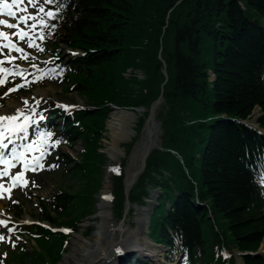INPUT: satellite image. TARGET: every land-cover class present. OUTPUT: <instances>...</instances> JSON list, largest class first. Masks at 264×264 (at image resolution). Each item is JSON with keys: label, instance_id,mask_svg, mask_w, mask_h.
Listing matches in <instances>:
<instances>
[{"label": "trees", "instance_id": "trees-1", "mask_svg": "<svg viewBox=\"0 0 264 264\" xmlns=\"http://www.w3.org/2000/svg\"><path fill=\"white\" fill-rule=\"evenodd\" d=\"M67 3L70 16L60 40L85 53L74 62L76 72L68 89L78 91L99 109L81 113V128L70 127L85 148L71 168L79 189L65 194L63 201L48 204L46 209L54 214L47 213L46 218L54 224L74 225L93 213L107 161L100 152L110 112L105 104L124 109L150 107L166 81L165 61L169 79L164 95L170 106L161 115L165 150L149 158L130 200L141 203L146 181L155 182L154 173L169 172L171 178L163 180V191L167 197L175 189L182 194L175 199L174 213L161 215L166 225L183 233L188 247L208 250L206 242L202 243L208 209L192 203L197 188L200 201L216 216L218 236L242 253L258 251L264 240V202L254 185L250 161L261 149L256 147L255 134L229 119L245 120L259 108L258 123L264 128V0ZM128 68L142 71L145 79L124 78L122 73ZM209 72L215 74V82L209 81ZM221 116L229 119L219 120ZM113 185L121 216L126 203L124 176L113 177ZM40 233L41 259L27 255L35 259L30 264L57 263L65 237ZM245 262L264 264L263 259L252 257Z\"/></svg>", "mask_w": 264, "mask_h": 264}, {"label": "bare ground", "instance_id": "bare-ground-1", "mask_svg": "<svg viewBox=\"0 0 264 264\" xmlns=\"http://www.w3.org/2000/svg\"><path fill=\"white\" fill-rule=\"evenodd\" d=\"M10 107L11 103H9L6 108H1L0 117H8L7 114L10 113ZM139 117L140 115H137L135 112L126 110H116L112 113V117L107 124V131H109L111 135L108 148L110 157L118 159L122 154L120 150L121 144L128 140H132L131 138L135 135L134 127ZM152 133L156 141L159 137L158 124L154 126L152 124L146 125L143 131V138L134 150L132 162L127 169L126 184H130L134 179H138L140 176L141 158L149 149L151 141L150 136ZM110 179L111 175L107 176V191L103 194L98 205V213L95 219L98 220L99 225L95 226L96 233L94 235V241L86 245L82 244L81 247L77 246L74 248V255L67 257L70 264H115V260H112V257L115 256L116 250L122 247L123 251H128L131 244H138L142 249L145 247L148 249L147 251L151 253H158V250L147 241L145 217L141 219V213H139L140 215L136 226H129L126 223L117 226L112 220V212L109 210L110 203L113 205V202H109L110 200L106 197L111 192ZM128 188L130 189L131 186ZM155 197L154 193H151V196L149 193L145 194V198L149 202ZM140 210L143 213L145 212L141 208ZM83 226L87 227V224ZM80 239L81 237L78 236L77 240ZM76 244L79 245V242L76 241Z\"/></svg>", "mask_w": 264, "mask_h": 264}, {"label": "rangeland", "instance_id": "rangeland-1", "mask_svg": "<svg viewBox=\"0 0 264 264\" xmlns=\"http://www.w3.org/2000/svg\"><path fill=\"white\" fill-rule=\"evenodd\" d=\"M174 13V11H172ZM160 59H163V57H161ZM164 70V69H163ZM134 74L136 75L137 78L144 80L145 76L143 74L142 71H137L132 73V69L128 68L126 72L122 73V76L124 78H127L128 80L131 79ZM63 87L59 86L58 84H45L41 87H36L33 89L32 92H30L29 94H24V95H19L17 97L11 98L7 103H12L13 104V109L16 106L19 105H26L28 106V104L34 102L35 106L36 103H40V104H44L46 107V109H49V105L51 104L50 102L52 101H60L65 103L68 107H72L75 104H82L84 102V100L81 98L80 94L78 91L76 92H71V93H65L63 92ZM144 93V92H143ZM147 93V92H146ZM41 99V101H40ZM26 100V101H25ZM7 103L5 104L7 106ZM5 106V107H6ZM147 109H149V107H145ZM170 108V106L168 104H166L164 107H162V112H164L163 114L166 113V111H168ZM1 109V107H0ZM17 110V109H16ZM116 110H126V111H132L135 112L136 114H138V110L136 109H124V108H119L116 105H111V110L110 113L108 115V120L106 123V132L103 134L104 135V139H103V149L100 150L101 153H103L106 158V164L103 167V175H102V183H101V188L98 190V192L96 193V201H95V211L91 217H89L88 219L84 220V222L81 224L80 226V230L78 233H75L72 236L71 239V243L67 249L66 254L64 255L63 261H61L59 264H70V262L68 261L67 257L68 256H72L74 255V248H76L77 246H82V244H88L91 243L92 241H94V235L96 233V229L95 226L99 225L98 220L95 219L97 213H98V205L101 201V198L103 197L102 194H104L107 191V176H112V172L114 167H118V165L120 164V162L123 161L126 164L125 165V169H126V176H127V169L129 168V165L132 162V156L134 153V150L136 149V147L139 145V143L141 142L142 138H143V131H144V126H145V122L148 116V113H144L143 115H140L138 122L136 124V126L134 127V133L135 135L131 138L132 140H128L126 142H123L121 144L120 150L122 152V154L119 156V158L117 159H113L112 157H110V154L108 153V148H109V142L111 140V135L110 132L107 131V124L108 121L111 119L112 117V113ZM137 110V111H135ZM16 112V111H15ZM260 111L256 110L253 114V117L251 119L252 123L256 122V119L260 116ZM159 120V119H158ZM159 124V130H163V123L161 120H159L158 122ZM160 143V142H159ZM81 152V145L79 147H77V149L75 151H70V153L76 157L79 153ZM112 171V172H110ZM37 180L39 181V183L43 184V189L41 192H39L41 195H43L44 197L47 196H51V195H55L57 194L60 190L65 189V190H69V186L74 184L76 186V183L72 182L69 179H61L60 175L58 174H45L40 178H37ZM111 181V179H110ZM155 194V198H153V202H155L158 198V193L157 191L154 192ZM22 200V202H25V213L26 215L24 216V218H29L31 215L32 216H36L38 214V211L36 210V204H34V200L33 201H29V198H19ZM110 202V201H109ZM109 210V209H108ZM112 212V205L110 203V210ZM29 215V217H28ZM139 212L137 211L135 213L134 216L129 215L127 217V223L131 224L133 226H136V220L139 217ZM31 216V218H32ZM145 216H141V218H143ZM112 220H114V217L112 216ZM115 222V220H114ZM87 224V227H84L83 225ZM116 224V223H115ZM119 224V223H118ZM136 228V227H135ZM80 236L81 239L77 240V237ZM76 241L79 242V245L76 244ZM262 250H264V247H262Z\"/></svg>", "mask_w": 264, "mask_h": 264}, {"label": "snow or ice", "instance_id": "snow-or-ice-1", "mask_svg": "<svg viewBox=\"0 0 264 264\" xmlns=\"http://www.w3.org/2000/svg\"><path fill=\"white\" fill-rule=\"evenodd\" d=\"M29 2L32 4V6L34 8H38V13L37 14L16 16V13L11 11L10 9L12 8V6L14 4L20 3V0H12V4H7L5 2V0H0V4H3L4 8L9 9V11H8L9 16L15 17L17 20L23 22L25 25H28V21H29V19H31L32 23L30 25H28V27L33 29V30H35L37 28L38 24H39V26H41V28L43 26H46V23H47L46 18L47 17L55 18L56 12L51 10V9L46 11L44 5L56 3L57 0H43V4H39L38 0H29ZM57 7H62V5L57 4ZM20 11L26 12L27 9L21 8ZM40 13H42L43 15H39ZM0 25H6L8 28L18 29V31L15 33V35L19 36L20 40H24L25 37H28L29 46L30 47H38V45H36L32 42L33 36L30 35L29 32L26 31L25 29H21L19 24H12L6 20H0ZM43 38H44V36L41 34L39 36V39H43ZM4 40H7L8 43L4 44L3 43ZM2 47H8L10 50H15L16 52H20L22 54L24 53L23 48L17 47L16 44L11 42V40L9 39L8 33L0 31V48H2ZM23 58L27 59V56H24ZM12 59H15V58H12ZM3 63H4V61L0 60V71L7 72L8 71L7 69L2 68ZM3 83H5V80L0 79V84H3ZM15 90H16L15 88L9 89L10 92L15 91ZM6 119L7 120H14L15 117H0V120H6ZM25 122L27 123V118H25ZM20 130H22V126L10 129V131L12 133H15V132L20 131ZM47 135L50 136V135H52V133H48ZM3 136H4V133L2 131H0V137H3ZM0 142H2V141H0ZM57 143H59V141H57ZM3 175H7V173L6 172L0 173V176H3ZM14 179H17V178H14ZM107 198L110 199V197H107ZM3 223H5V222L0 221V224H3ZM0 239H3V237H0Z\"/></svg>", "mask_w": 264, "mask_h": 264}, {"label": "water", "instance_id": "water-1", "mask_svg": "<svg viewBox=\"0 0 264 264\" xmlns=\"http://www.w3.org/2000/svg\"><path fill=\"white\" fill-rule=\"evenodd\" d=\"M163 97H161L151 108V111H150V116H149V120L148 122H150L151 124H155V116H156V110L157 108L160 106V104L163 102ZM154 144V138H153V135L151 136V141H150V146H152ZM150 154V150H148V152L143 156L142 158V162H141V165H142V170L145 169L146 167V161H147V158ZM133 184V183H132Z\"/></svg>", "mask_w": 264, "mask_h": 264}]
</instances>
